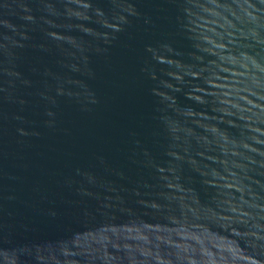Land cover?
Returning <instances> with one entry per match:
<instances>
[{
	"label": "water",
	"instance_id": "95a60500",
	"mask_svg": "<svg viewBox=\"0 0 264 264\" xmlns=\"http://www.w3.org/2000/svg\"><path fill=\"white\" fill-rule=\"evenodd\" d=\"M0 264H264V0H0Z\"/></svg>",
	"mask_w": 264,
	"mask_h": 264
}]
</instances>
